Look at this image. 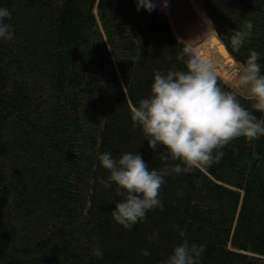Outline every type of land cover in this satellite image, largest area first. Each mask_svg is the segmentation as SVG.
<instances>
[{
	"label": "trees",
	"instance_id": "1",
	"mask_svg": "<svg viewBox=\"0 0 264 264\" xmlns=\"http://www.w3.org/2000/svg\"><path fill=\"white\" fill-rule=\"evenodd\" d=\"M150 2L149 12L137 0H0L14 31L0 38V264H166L184 240L205 247L200 264H264V135L235 138L203 171L166 177L162 210L131 229L111 215L121 197L99 183L109 175L99 156L139 152L162 166L131 107L157 71L184 69L188 45ZM200 2L236 63L254 50L264 75V0ZM249 21L236 51L231 37ZM208 48L215 61L214 34ZM218 86L264 119L252 98L220 77Z\"/></svg>",
	"mask_w": 264,
	"mask_h": 264
},
{
	"label": "clouds",
	"instance_id": "2",
	"mask_svg": "<svg viewBox=\"0 0 264 264\" xmlns=\"http://www.w3.org/2000/svg\"><path fill=\"white\" fill-rule=\"evenodd\" d=\"M141 7L150 12L154 4L150 0H137V8ZM10 17L7 8H0V38L4 40L13 39V26L7 22ZM208 25L218 36L211 21ZM252 27L249 21L245 25L249 31H237L231 37L234 50L240 49ZM177 58L184 61V69L173 65L166 74L157 71L150 95L131 107L133 126L142 129L144 140L162 166L149 168L139 152L125 153L118 159L109 152L99 156L102 167L109 173L99 183L105 188L115 184L116 195L121 199L115 203L111 215L125 229L144 221L149 211L162 210L160 188L166 177L193 169L203 171L220 161L223 147L235 138L254 140L264 135V119L244 108L234 93L218 86L219 73L212 58L189 46ZM258 59L259 53L251 51L245 63L234 65L233 76L238 78L237 86L248 88L255 101L253 107L264 112V75ZM204 251L203 245L184 240L174 247L166 264H200ZM92 254L103 255L99 247L93 248ZM142 254L150 255L148 250Z\"/></svg>",
	"mask_w": 264,
	"mask_h": 264
},
{
	"label": "rangeland",
	"instance_id": "3",
	"mask_svg": "<svg viewBox=\"0 0 264 264\" xmlns=\"http://www.w3.org/2000/svg\"><path fill=\"white\" fill-rule=\"evenodd\" d=\"M154 2L157 11L166 18L173 36L194 51L203 53V49L208 46L214 33L208 29L210 20L206 16L200 0H154ZM228 61V58H221L220 54L216 58L218 77L242 98H251L247 87L237 86L238 78L235 77L231 84L224 82L226 81L225 70L229 66Z\"/></svg>",
	"mask_w": 264,
	"mask_h": 264
},
{
	"label": "water",
	"instance_id": "4",
	"mask_svg": "<svg viewBox=\"0 0 264 264\" xmlns=\"http://www.w3.org/2000/svg\"><path fill=\"white\" fill-rule=\"evenodd\" d=\"M214 39H215V42L218 43L219 45H221L222 49L224 50V53L223 52H220V57L221 58H228L229 61H231L232 64H235L236 61L231 57V55L227 52V50L225 49V47L222 45L221 41L219 40L218 36L216 34H214ZM210 42V40H209ZM209 44V43H208ZM208 46L206 48L203 49V53L206 52L208 50ZM210 58H212V55L210 54ZM213 59V58H212ZM214 60V59H213ZM228 61V62H229Z\"/></svg>",
	"mask_w": 264,
	"mask_h": 264
},
{
	"label": "snow or ice",
	"instance_id": "5",
	"mask_svg": "<svg viewBox=\"0 0 264 264\" xmlns=\"http://www.w3.org/2000/svg\"><path fill=\"white\" fill-rule=\"evenodd\" d=\"M221 51L223 52V49H221Z\"/></svg>",
	"mask_w": 264,
	"mask_h": 264
},
{
	"label": "bare ground",
	"instance_id": "6",
	"mask_svg": "<svg viewBox=\"0 0 264 264\" xmlns=\"http://www.w3.org/2000/svg\"><path fill=\"white\" fill-rule=\"evenodd\" d=\"M224 51V50H223Z\"/></svg>",
	"mask_w": 264,
	"mask_h": 264
}]
</instances>
